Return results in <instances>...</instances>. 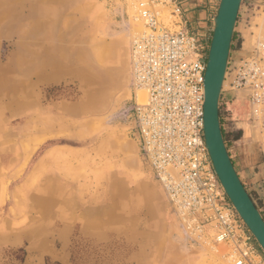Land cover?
<instances>
[{"label":"rangeland","instance_id":"obj_1","mask_svg":"<svg viewBox=\"0 0 264 264\" xmlns=\"http://www.w3.org/2000/svg\"><path fill=\"white\" fill-rule=\"evenodd\" d=\"M17 1L0 0V9L5 12ZM62 3L65 6L53 0V7H58L54 34L37 41L35 48L54 51L67 72L50 70L42 78L32 73L18 76L15 70L22 65L18 64L11 74L17 77L12 88L22 94L20 101L0 98V264H234L231 245L215 241L211 226L190 234L141 158L135 121L128 112L140 94L134 86L131 47L144 29L134 4ZM250 9L247 25L254 30V46L264 53V3ZM20 37L0 36L1 65L17 55ZM104 50L109 57L98 63L95 56ZM123 54L128 70L122 75L114 71L105 84L107 103L88 109L98 96L99 80H81L77 69L86 70L89 77L96 75L93 68L115 70L123 65ZM230 56V63L239 60ZM237 94L227 85L222 91V132L235 129L230 120L246 116L237 103L228 108L227 102L232 104ZM254 111L247 130L252 136L240 145L230 143L227 151L231 149L228 153L257 208L264 211V200L257 199L264 198V103H256ZM43 136L47 137L37 143ZM40 166L48 169L42 179L29 180ZM47 184L51 192L45 194L42 188ZM228 201L264 261L263 249L229 197Z\"/></svg>","mask_w":264,"mask_h":264},{"label":"built area","instance_id":"obj_2","mask_svg":"<svg viewBox=\"0 0 264 264\" xmlns=\"http://www.w3.org/2000/svg\"><path fill=\"white\" fill-rule=\"evenodd\" d=\"M129 1L144 23L143 37L133 41L131 53L134 85L147 92L148 101L135 99L128 111L141 156L188 231L201 233L209 225L216 231L215 241L231 245L234 264H264L228 201L205 141L208 36L189 30L179 0ZM153 7L171 20L167 26H159ZM257 52L258 47L252 56L229 62L227 69L228 90L249 92L253 118L256 103H264V70L261 59L254 58ZM255 85L263 90L260 97Z\"/></svg>","mask_w":264,"mask_h":264},{"label":"bare ground","instance_id":"obj_3","mask_svg":"<svg viewBox=\"0 0 264 264\" xmlns=\"http://www.w3.org/2000/svg\"><path fill=\"white\" fill-rule=\"evenodd\" d=\"M39 2H40V0H18L17 2L12 3L5 12H3L0 9V36L4 35L5 37H10L12 33H17V34H20V36H21L20 40L22 42V45L19 46V52L17 53V55L9 57L7 63H5L3 65L0 64V98L8 97V98L20 101V98H21L20 95H22V94H20V92H18V90H17L18 88H16V86H15V88H12L15 85L14 83L16 82L17 77L12 76L13 74H11L12 69H15L16 67H18L17 66L18 64H22V65H19V68L15 70L19 74L18 76H22V75L27 76L28 74L32 73V74H35V76L41 75L39 77L42 78V77L47 76L46 73L50 70H54V72H57L58 70L59 71L66 70V72H67L68 67L66 64H64L65 62H61L62 60L59 61V59H56V57H54L52 55L53 54L52 52H54V51H51L48 53V49H46L43 52V50H37L35 48L37 41L43 40L42 38L47 39L48 37H51L54 34V27H56V25H57V23H56L57 17L55 15H56V12L58 11V7H56V6L53 7V4H52L53 0H45L43 2V5H39ZM62 2H63V0H57V3L59 4V6L64 5ZM134 8H135L134 10H136V12H137V19L142 23L143 28H144V23L140 19V17L138 16V9L135 5H134ZM153 10L155 12V16L157 18V22H158L159 26H167L171 22L170 19H167L165 16L160 15L159 8L153 7ZM130 14L132 15V11ZM24 20H26V22L27 21L29 22V20H31V22L29 24L28 23L23 24ZM18 25H19V27H18L19 29L16 28ZM143 33H144V29H143V31H141L135 35L134 40L139 41L143 37ZM28 38L29 39L31 38V40H33L32 44H30V43L26 44L25 40ZM44 47H47V46H43L42 48H44ZM256 48H257V46H256ZM254 51H255V49L253 50V52ZM254 55L255 54H253V56ZM262 55H264L263 52H260V53L257 52L254 58H256V59L260 58L261 59V61L263 63L262 68L264 70V61L262 60L263 59ZM250 56H252V54ZM95 57H96L95 59L98 63H105L106 60L108 59L109 55H108V52L104 50V51L100 52ZM123 57H125L124 54L121 56V61H122L123 65L118 64V67H116L115 70H113L111 67H110L111 69L108 71H106V70L105 71H99L97 68H93L96 75L92 76V77L88 76L86 70H82V69L78 70L77 69L78 76L81 80L87 79V78L88 79L96 78L99 80L100 87H99L98 91L96 92V94L98 96L96 97V95H95L94 100H92L91 103H89V105L87 106L88 109L93 110V109H96L100 104L107 103L108 94H107V89L105 88V84L107 83L108 80L111 79L112 75L114 74L113 73L114 71H115V74H119V71H120V73L122 75L123 72L125 74L126 71L128 70V69L126 70V66L128 65V61L126 59H124ZM88 59L94 60L91 57H88ZM131 64H132V53H131ZM69 68H70L69 70L72 69V67L70 65H69ZM132 71H133V68H132ZM227 72L228 71H226L225 81L223 84L222 91L224 90V87H226V85L228 86ZM53 76H54V74H53ZM133 79H134V77H133ZM230 85H231V83H229L228 89L230 88ZM252 87L256 88V90L258 88L257 97H260L262 95L263 90L259 89V85H255ZM135 88L137 90H139V92H140L139 96L136 95L137 102L146 104L148 101L147 92L143 89H140L137 87H135ZM205 90H206V87H205ZM5 91H8V92H5ZM11 92L14 94H12ZM205 96H206V91H205ZM24 98H26V97H24ZM19 105L20 104H18V106ZM44 123L48 124L49 122L45 121ZM48 134L52 135L50 133H47V135ZM46 137L47 136L39 137L36 139V142L39 143L43 139H45ZM140 155H141V153H140ZM141 158H142L144 164L147 166L146 159L144 160V158L142 156H141ZM147 168L149 169L148 166H147ZM47 170H44L41 166L38 167L37 172L31 178H29V180L42 179L40 177H42V175H45ZM152 175H153V173H152ZM46 179L47 180H55V178H53V177L50 179H48V178H46ZM155 180H156V178H155ZM157 182H158V180H157ZM160 186H161V184H160ZM42 191L45 194L48 192H51L50 186L48 184L45 185L42 188ZM190 234L196 235L194 231H190Z\"/></svg>","mask_w":264,"mask_h":264},{"label":"water","instance_id":"obj_4","mask_svg":"<svg viewBox=\"0 0 264 264\" xmlns=\"http://www.w3.org/2000/svg\"><path fill=\"white\" fill-rule=\"evenodd\" d=\"M244 1L246 0H221L218 13L214 18L205 73L204 132L211 160L226 194L264 251V219L236 172L227 151L220 121V98L229 65L235 28ZM235 102L246 111L244 118L248 119L247 122L250 121L249 92H238Z\"/></svg>","mask_w":264,"mask_h":264},{"label":"crops","instance_id":"obj_5","mask_svg":"<svg viewBox=\"0 0 264 264\" xmlns=\"http://www.w3.org/2000/svg\"><path fill=\"white\" fill-rule=\"evenodd\" d=\"M220 1L221 0H179L181 8L184 11V16L187 19L189 30L206 36H211L214 29V18L218 13ZM260 3H264V0H246V6L241 7L230 53L231 58L234 55L235 58L241 59L242 57L250 56L253 53V50L256 47L254 46V30L252 27H248L247 17L249 16L248 12L251 10L250 7L253 4ZM227 103L230 110L232 109V106L236 105L235 101L232 102L233 105L230 104V101ZM247 120L248 119L244 117H241L238 121H236L235 118L230 120V124L232 122L233 125H231L234 126L235 129L226 132L223 130V137L227 148H229L228 146L230 143H237V145H240L241 143H244L248 137L252 136L249 131L247 132V130L250 129L249 127H251ZM230 150L231 149H228L229 152ZM230 157L242 183L256 204V199L253 197L251 190L248 189L246 183L242 179L241 173L238 170V165L234 160V156L230 154ZM146 184L153 186L150 182H147ZM257 199L260 201L264 200L262 196ZM259 210L262 216H264V211L260 208Z\"/></svg>","mask_w":264,"mask_h":264}]
</instances>
